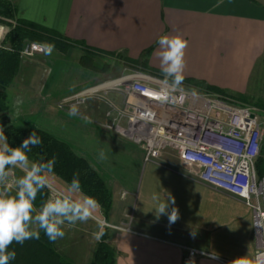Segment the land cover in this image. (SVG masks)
Listing matches in <instances>:
<instances>
[{
    "label": "crops",
    "instance_id": "crops-1",
    "mask_svg": "<svg viewBox=\"0 0 264 264\" xmlns=\"http://www.w3.org/2000/svg\"><path fill=\"white\" fill-rule=\"evenodd\" d=\"M14 3L18 18L57 30L72 42L120 54L108 59L123 63L124 57L139 59L151 49L149 66L159 72L158 38L180 35L188 41L184 79L233 92L248 90L264 60V0ZM0 25L10 30L5 22ZM83 53L82 46L75 45L67 52L50 47L46 53L22 55L4 103L11 124L45 131L67 143L105 181L112 206L108 213L100 206L96 216L97 221H107L102 239L112 249L115 264H184V246L211 254L201 256L199 264H232L238 257H254V213L242 198L202 181L176 151L146 161L142 146L99 125L110 120L103 106H77L75 116H69L70 107L58 108L64 97L81 94L107 78V73L81 65ZM101 148L107 156L103 161L98 158ZM19 175L14 171L10 180ZM49 178L57 189L65 188L66 182L54 173ZM169 196L175 203L157 216ZM174 207L179 218L170 223ZM96 230L97 222L91 220L67 227L54 247L73 264H94L102 240L93 238Z\"/></svg>",
    "mask_w": 264,
    "mask_h": 264
},
{
    "label": "built area",
    "instance_id": "built-area-1",
    "mask_svg": "<svg viewBox=\"0 0 264 264\" xmlns=\"http://www.w3.org/2000/svg\"><path fill=\"white\" fill-rule=\"evenodd\" d=\"M8 27L0 25V46ZM50 46L30 42L22 55L46 53ZM163 75L142 68L83 91L64 103L114 91L121 104L107 101L110 122L103 126L142 146L145 160L176 151L205 183L242 198L253 210L256 252L264 251V177L256 163L264 153V111L232 103L227 97L182 82L162 99ZM106 99V98H105ZM63 107V106H62ZM184 264H199L203 250L184 246Z\"/></svg>",
    "mask_w": 264,
    "mask_h": 264
},
{
    "label": "clouds",
    "instance_id": "clouds-1",
    "mask_svg": "<svg viewBox=\"0 0 264 264\" xmlns=\"http://www.w3.org/2000/svg\"><path fill=\"white\" fill-rule=\"evenodd\" d=\"M157 44L159 51L156 56L164 77L163 83L168 86L162 90L161 98L167 99L169 87L175 90L182 85L188 41L180 35L165 34L158 38ZM17 103L22 101L18 100ZM68 114L77 115L78 108L72 106ZM41 144L40 136L32 131L20 146L12 147L4 127L0 125V264H11L16 259V251L10 250L14 243L23 245L27 240H38L41 231L54 243L65 237L67 227L91 220L97 222L93 238L99 242L105 235L107 221H97L96 216L100 204L84 192L78 173L60 190L49 178L54 173L55 157L45 160L42 155L39 162L30 160L28 153ZM98 158L101 161L107 158L102 148ZM14 171L21 175L12 181L15 184L13 194L7 190V186ZM44 189L50 195L37 207V195ZM169 203H175L171 196L167 203L160 205L157 216L167 211ZM168 218L170 223H174L179 218L178 209L172 208ZM232 264H264V251H258L252 258L238 257Z\"/></svg>",
    "mask_w": 264,
    "mask_h": 264
},
{
    "label": "trees",
    "instance_id": "trees-1",
    "mask_svg": "<svg viewBox=\"0 0 264 264\" xmlns=\"http://www.w3.org/2000/svg\"><path fill=\"white\" fill-rule=\"evenodd\" d=\"M0 22L10 26L0 46V125L4 127L10 146H20L32 131H36L42 139V144L33 147L28 153L30 160L39 162L43 155L45 160L55 157L56 164L54 174L70 182L73 175L78 173L83 190L93 196L102 207L104 213L111 209L113 196L100 174L84 158L79 156L67 143L57 139L53 135L35 129L21 128L11 124L10 117L6 113L4 93L18 74L22 56V50L27 43H45L61 52H67L75 45L83 48L80 63L83 67L96 72H106L110 68L108 58H120V54L95 50L86 46L84 42H72L62 33L42 24L18 18L14 0H0ZM12 22H10V21ZM151 49L146 50L139 59L123 58V62L142 67L144 70L160 73L150 68L149 57ZM183 83L199 87L213 93L226 95V90L198 82L196 80L183 79ZM260 177H264V153L256 163ZM49 197L47 189L41 191L36 198V206H40ZM15 250L16 259L11 264H73V262L58 252L54 243L41 231L40 239L27 240L23 245L13 244L10 250ZM94 264H115L112 249L102 239L94 254Z\"/></svg>",
    "mask_w": 264,
    "mask_h": 264
},
{
    "label": "rangeland",
    "instance_id": "rangeland-1",
    "mask_svg": "<svg viewBox=\"0 0 264 264\" xmlns=\"http://www.w3.org/2000/svg\"><path fill=\"white\" fill-rule=\"evenodd\" d=\"M107 62L110 63V68L108 71L102 72V73H107V78L103 82L95 84L94 86H97V85L102 84V83L107 82V81L115 80L116 78L121 76L123 73H125L128 67L129 68H142V67H136L133 64L131 65V64H128L125 62L120 63V62H118V60L116 61L114 59H108ZM202 83L206 84L205 82H202ZM188 85L192 86L190 83ZM207 85H209V84H207ZM94 86H92V87H94ZM210 86H213V85H210ZM92 87H90V88H92ZM214 87H216V86H214ZM220 89H222V88H220ZM223 90H226V89H223ZM203 91H207V90H203ZM226 91L228 92L226 95H221L219 93H214V94H219L221 96H225L232 103H235L238 105H245V106H249V107H252L254 109L260 110V111H264V60H263L262 64L256 68V71L254 73V77H253L252 81L250 82L248 90L246 92L240 93V92H233V91H229V90H226ZM207 92H209V91H207ZM211 93H213V92H211ZM74 96H76V95L64 97L59 102L58 108H60V109L65 108V107L71 108L72 106L77 107V106H83V105L88 106L89 104L96 105L97 107L103 106V108H106L107 117L110 119V114H109L110 106L106 100L114 102V103H117L118 98L121 100V97L118 96L114 91H108V92L103 91L99 94V96L87 98L85 101L75 99V101H73L71 103H64V100L66 98H71ZM107 122H110V121H107ZM105 123L106 122H100L99 125H101L105 130H107L109 132H114V131L106 128L105 126H103ZM119 136H121V135H119ZM7 190L13 194L15 192V184L12 183L11 180H10L9 185L7 186ZM49 195H50V193H49Z\"/></svg>",
    "mask_w": 264,
    "mask_h": 264
}]
</instances>
